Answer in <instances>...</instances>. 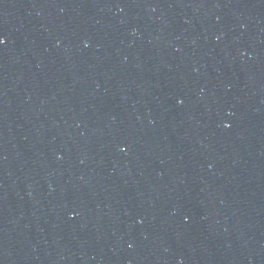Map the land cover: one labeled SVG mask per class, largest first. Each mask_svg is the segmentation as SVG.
Returning <instances> with one entry per match:
<instances>
[{
  "label": "water",
  "instance_id": "1",
  "mask_svg": "<svg viewBox=\"0 0 264 264\" xmlns=\"http://www.w3.org/2000/svg\"><path fill=\"white\" fill-rule=\"evenodd\" d=\"M96 264H264V0H3Z\"/></svg>",
  "mask_w": 264,
  "mask_h": 264
},
{
  "label": "snow or ice",
  "instance_id": "2",
  "mask_svg": "<svg viewBox=\"0 0 264 264\" xmlns=\"http://www.w3.org/2000/svg\"><path fill=\"white\" fill-rule=\"evenodd\" d=\"M3 43H4L3 39H0V44H3Z\"/></svg>",
  "mask_w": 264,
  "mask_h": 264
}]
</instances>
